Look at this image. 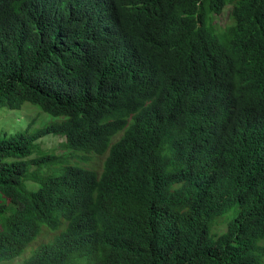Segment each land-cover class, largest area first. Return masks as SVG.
I'll use <instances>...</instances> for the list:
<instances>
[{
  "label": "trees",
  "instance_id": "trees-1",
  "mask_svg": "<svg viewBox=\"0 0 264 264\" xmlns=\"http://www.w3.org/2000/svg\"><path fill=\"white\" fill-rule=\"evenodd\" d=\"M91 1L95 8L88 22L67 2L0 0V109L20 110L29 103L52 120L37 131L30 125L1 142L0 199L9 198L0 205V264H264L260 246L264 242V179L263 185L258 186L242 177L243 168L256 160L261 145L245 138L223 152L208 154L206 158L224 165L223 173L211 184L196 181L188 188L194 192L205 189L216 198L228 194L225 203L216 206L206 198L187 206L184 190L173 189L175 179L165 164L167 158L179 157L186 148L176 136L167 137L171 126L168 113L182 102L195 109L203 104V99L171 96L168 101L163 100L148 86L131 85V74L116 60L123 51L131 56L155 57L169 74L192 68L199 78L183 71L179 75L185 79L184 85L189 84L192 90L200 85L204 98L216 99L214 108L224 106V98L238 97L239 93L247 96L258 81L264 83V0H176L175 7L166 6L169 0L136 1L141 12L132 8L125 12L135 28L143 32L133 39L127 35V42L111 45V51L105 50L103 55L93 53L90 42L95 36L89 29L95 22L102 23L105 9L113 8L118 15L122 10L118 11L117 0ZM117 17L114 15V19ZM221 18L233 19L235 28L226 30L228 37L234 34L229 49L234 62L220 70V60L225 56L216 43ZM199 53L201 56L197 57ZM197 58L213 65L228 80L219 83L206 72L201 79L202 74L194 65ZM157 75L158 84L162 74ZM114 113L135 120L136 129L125 131L122 142L106 149L104 143L109 138H121L115 132L118 125L110 119ZM139 142L145 147L143 156L156 162L152 168H145L147 174L156 182L169 184L175 196L174 208L184 220L188 207L194 218L184 226L172 227L167 220L175 211L162 209L157 215L159 221H141L124 238L113 243L93 241L85 236L80 219H98L117 233L121 224L103 218L122 213L141 195L102 190L101 196L110 198L108 207L97 206L95 195L90 200H77L80 219H68L63 230L68 229L67 232L48 242L52 245L46 249L42 246L32 258L21 261L25 249H18L16 241L26 240L39 231L40 225L54 220L51 210L46 209L45 193L54 187L64 189L69 197L78 195L77 176H68L70 166L60 177L46 178L42 173L44 164L67 162L73 155L70 150L103 154L109 150L110 159L122 160L128 156V145ZM136 156L141 158L139 153ZM32 164L37 170L31 176L28 167ZM134 171H138V180L142 165ZM24 175L46 186L44 191L30 192L26 186L20 187ZM160 199L156 195L151 201ZM234 200L242 201L246 209L241 217L230 220L225 234L216 236L212 225L225 215L222 206L237 213ZM245 214L249 216L243 217ZM61 216L60 212L55 217ZM35 239L37 236L31 241ZM77 244H92L101 251L87 252L74 261L67 252Z\"/></svg>",
  "mask_w": 264,
  "mask_h": 264
},
{
  "label": "clouds",
  "instance_id": "clouds-1",
  "mask_svg": "<svg viewBox=\"0 0 264 264\" xmlns=\"http://www.w3.org/2000/svg\"><path fill=\"white\" fill-rule=\"evenodd\" d=\"M58 1L59 3H70L87 21L91 19V13L93 8H95V4L91 0ZM136 1L140 0H117L118 3L115 4L119 9L118 11L122 10L121 13L118 15L117 11H114L113 8L105 9V19L102 23L95 22L94 26L89 29L93 32V36H95L90 42L94 54L103 55L105 50L111 51V49H108L111 45L122 46L124 42H127V35L133 39L134 35H139L143 32V29L135 28L134 21L125 12V9L130 8L141 12V6L134 4ZM166 6L175 7L176 0H169V4ZM114 15L118 17L114 19ZM219 26L216 37V43H218L217 49L225 55L220 60L221 70L225 64L231 61L234 62L229 50L234 40V34L228 37L226 30L234 29L235 23L233 19L228 18L223 22L221 18ZM99 37L102 39H97ZM96 40L102 41V43ZM199 56H201V53L197 55V57ZM118 59L125 66L126 72L131 74V85L143 84L144 86H148L153 92H157V95L161 99L167 101L168 98H176V96H181L182 99H203L201 101L203 104L195 109H192L188 103L182 102L181 104H175L174 109L169 107L168 113L171 126L167 130V137L176 136L186 148L183 149L179 157L172 156L171 158H167L165 164L170 168L171 177L175 179L172 184L173 189L179 188L180 191L184 190L187 206L201 203L206 198H210L212 204L214 201L216 206L225 203L228 194H223L220 198H216L209 195L205 189H199L197 192H194L189 190L188 186L196 181L206 184L213 183L215 177L223 173L224 165H218L221 163H218L214 159L206 158V156L214 152H223L245 138H251L253 143L261 145L262 148L256 160L249 167L243 168L244 173L242 177L250 184L263 185L261 180L264 179V141H261V139H264V83L258 81L247 96L241 93H239L238 97L231 95L223 99L222 103L224 106L220 105L214 108V101L216 99L209 96L204 98L203 87L200 88L198 84L199 86L192 90L189 84L184 85L183 81L185 79L179 75L183 71H186L199 78L196 70L190 68L189 70L169 74L168 71L163 69L157 59L155 61V57L151 59L131 56L130 54H125L123 51L117 54L116 60ZM239 59H243V57L240 56ZM194 65L195 69L201 72V79H203V73L206 72L209 75L215 76L219 83L228 80L227 76L220 75V72L213 65H208V62L205 60L197 58L194 61ZM157 73L162 74L158 84ZM179 82L180 85L178 87ZM117 115L118 113H114L110 119H112V124L115 122L118 125L115 132H118V136L121 138L118 140L114 137L109 138L107 143H104L106 149L115 147L119 141L122 142L126 136H123L125 131L128 132L129 130L136 129L135 120ZM5 139L7 138L0 140V145ZM144 150L145 147L140 142L139 145L129 144L128 156L126 155L122 160H117L116 157L110 159L109 150L105 154L95 150L84 152L70 150L73 155L67 162L44 164V166L61 167L59 175H48L46 178H58L64 174L67 166H70L67 170L69 171L68 176L71 173L77 176L78 195L77 197H69L65 194L64 189L61 191V189H54V187L45 193L47 200L46 209L51 210V216L54 220H49L50 222L47 221V223L40 225L39 231L31 233L26 240L16 241L18 249H25L21 261L32 258L42 246L46 249V247L52 245L48 244V242L53 241L56 236L58 238L60 234L62 235L67 232L68 229L63 230L65 229L64 227L68 226V219H80L77 200H90L95 195L94 203L97 206L101 208L108 207L110 198L106 195L102 197L100 194L102 190L120 195H132L139 192L141 195L138 199L131 201L128 208L122 213L114 216L103 215L106 217L103 218L104 220L116 223L119 226L121 224L117 233L111 226L100 222L98 219H80L82 222L79 223L85 236L91 238L93 241L113 243L116 239L124 238L128 236L129 229H135L141 221H159L160 219L157 218V215L160 214L159 211L162 209H172L175 211L173 216H170L169 220H167L172 227H181L188 224L189 220L194 218L192 217L193 213L190 207H188L187 219L184 220L181 212L174 208L175 196L172 189L168 188L169 184L166 181L156 182L145 171V168L155 166L156 162L144 157ZM137 153L140 154L141 158L136 156ZM196 155L198 157H195ZM139 165H142V173L139 172V178L136 180V173L138 171L134 170ZM36 170V164L30 165L28 167L29 175L32 176ZM32 185H37V189L32 190ZM23 186L30 189V192L39 193H42L46 187H43L25 175L20 179V187ZM18 191H21V189H18ZM156 195L160 196L161 199L158 202L152 203L151 199ZM8 198L4 197L0 199V205H4L8 201ZM234 205L238 214L226 206H222L226 209L225 215L218 218L212 225V232L216 236L225 234L230 220L234 217H241L242 212L246 209V205L240 200H234ZM60 212L62 216L56 219V214ZM248 216L245 214L243 217L247 218ZM36 236V241H31ZM77 245L71 246L67 252L72 254L71 258L74 261L80 259L87 252L94 254L101 251L100 248L92 246V244ZM260 246L263 248L264 254V242H261ZM2 264H20V262L5 261ZM98 264L102 263L98 262Z\"/></svg>",
  "mask_w": 264,
  "mask_h": 264
},
{
  "label": "rangeland",
  "instance_id": "rangeland-1",
  "mask_svg": "<svg viewBox=\"0 0 264 264\" xmlns=\"http://www.w3.org/2000/svg\"><path fill=\"white\" fill-rule=\"evenodd\" d=\"M227 14V12L225 13ZM225 22V18H222ZM52 120L44 114L40 108L31 104H25L20 110L9 108L0 109V140L9 138L11 135L21 132L23 129L32 126L34 131L41 129L44 125L51 123ZM61 167L44 166L45 176L59 175ZM32 190L37 189V185L31 186Z\"/></svg>",
  "mask_w": 264,
  "mask_h": 264
}]
</instances>
